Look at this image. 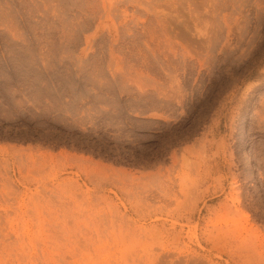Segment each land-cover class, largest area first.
<instances>
[{
    "label": "rangeland",
    "instance_id": "obj_1",
    "mask_svg": "<svg viewBox=\"0 0 264 264\" xmlns=\"http://www.w3.org/2000/svg\"><path fill=\"white\" fill-rule=\"evenodd\" d=\"M0 264H264V0H0Z\"/></svg>",
    "mask_w": 264,
    "mask_h": 264
}]
</instances>
